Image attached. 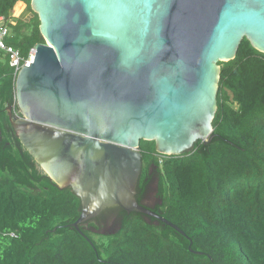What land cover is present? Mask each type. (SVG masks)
<instances>
[{"label": "water", "instance_id": "water-1", "mask_svg": "<svg viewBox=\"0 0 264 264\" xmlns=\"http://www.w3.org/2000/svg\"><path fill=\"white\" fill-rule=\"evenodd\" d=\"M45 43L16 76L20 143L80 199L72 224L119 207L185 233L136 199L141 140L179 155L208 142L219 61L264 53V0H30ZM191 244V243H190ZM189 250L191 245H189ZM197 254L201 252L193 251Z\"/></svg>", "mask_w": 264, "mask_h": 264}, {"label": "trees", "instance_id": "trees-1", "mask_svg": "<svg viewBox=\"0 0 264 264\" xmlns=\"http://www.w3.org/2000/svg\"><path fill=\"white\" fill-rule=\"evenodd\" d=\"M17 1L0 0V16L10 18ZM27 2L32 18L16 19L4 38L23 59L45 43ZM218 65L211 139L179 155L158 153L154 140L139 144L137 201L155 176L152 210L185 235L114 207L97 219L116 214L115 231L101 233L94 219L79 225L93 247L72 225L80 199L59 189L15 134L8 107L21 115L17 75L0 51V264H264V53L243 38Z\"/></svg>", "mask_w": 264, "mask_h": 264}, {"label": "built area", "instance_id": "built-area-1", "mask_svg": "<svg viewBox=\"0 0 264 264\" xmlns=\"http://www.w3.org/2000/svg\"><path fill=\"white\" fill-rule=\"evenodd\" d=\"M11 24L10 18L0 16V51L4 52L9 57V65L14 69L15 74L17 75L21 66L28 64L31 58V55L35 52L32 48L27 59H23L20 52L14 47L7 45L4 41V38L8 34L9 25Z\"/></svg>", "mask_w": 264, "mask_h": 264}, {"label": "rangeland", "instance_id": "rangeland-1", "mask_svg": "<svg viewBox=\"0 0 264 264\" xmlns=\"http://www.w3.org/2000/svg\"><path fill=\"white\" fill-rule=\"evenodd\" d=\"M23 6L26 9L25 11H26V14H27L28 18L30 17V19H31L33 15L30 12V10L28 9V2H27V0L26 1L24 0L23 1ZM149 192H150V195L148 194V197L146 198V202L148 204H151V205L152 204H156L158 202V199L155 197V187H153V186L150 187V191ZM117 226H118V222L115 219H113V217H111L109 220H107L104 223L103 228H101V233H106V232L110 233V232H113V231L116 230Z\"/></svg>", "mask_w": 264, "mask_h": 264}, {"label": "flooded vegetation", "instance_id": "flooded-vegetation-1", "mask_svg": "<svg viewBox=\"0 0 264 264\" xmlns=\"http://www.w3.org/2000/svg\"><path fill=\"white\" fill-rule=\"evenodd\" d=\"M156 183H157V178L155 177V176H152V178H151V181L149 182V184L147 185V187H146V190L144 191V193L141 195V198H140V202L143 204V205H145V206H147V207H149V208H151V209H154L155 208V206H156V204H148L147 202H146V198L148 197V194L150 195V187H155L156 188ZM137 195V194H136ZM110 208H114V207H109V208H105L104 210H102L101 212H100V214L99 215H101V213H103L104 211H106V210H108V209H110ZM116 208V207H115ZM99 215H97L95 218H94V220L96 221V223L99 225V227L100 228H103V225H104V223L107 221V220H109L111 217H113V219H115L116 221H117V217H116V214H113V213H110V214H108V215H106V217L105 218H99V219H97L98 217H99ZM97 219V220H96Z\"/></svg>", "mask_w": 264, "mask_h": 264}, {"label": "crops", "instance_id": "crops-1", "mask_svg": "<svg viewBox=\"0 0 264 264\" xmlns=\"http://www.w3.org/2000/svg\"><path fill=\"white\" fill-rule=\"evenodd\" d=\"M14 8H13V11H12L11 16H10L11 24L15 23L16 19H21L24 21H28L30 19V17L28 18L27 14H26V11H25L26 9L23 6V1H21V0L17 1Z\"/></svg>", "mask_w": 264, "mask_h": 264}, {"label": "bare ground", "instance_id": "bare-ground-1", "mask_svg": "<svg viewBox=\"0 0 264 264\" xmlns=\"http://www.w3.org/2000/svg\"><path fill=\"white\" fill-rule=\"evenodd\" d=\"M33 57H34V53L31 55L30 61H31V59H33Z\"/></svg>", "mask_w": 264, "mask_h": 264}]
</instances>
